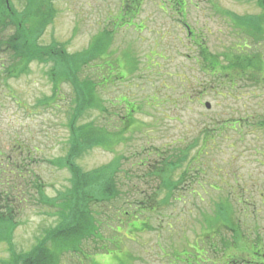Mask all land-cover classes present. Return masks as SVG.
I'll return each instance as SVG.
<instances>
[{"label": "rangeland", "instance_id": "rangeland-1", "mask_svg": "<svg viewBox=\"0 0 264 264\" xmlns=\"http://www.w3.org/2000/svg\"><path fill=\"white\" fill-rule=\"evenodd\" d=\"M23 2L9 0L16 13ZM128 2L53 0L54 17L39 37L40 46L55 47V42L67 54L81 53L102 38L98 59L79 74L96 84L101 107L84 112L77 125L109 134L128 126L112 148H92L75 161L87 172L118 159L120 195L93 208L102 240L83 242V252H65L58 263L170 264L177 254L182 256L175 264H184L187 253L197 254L198 264H217L225 251L221 239L232 240L225 230L216 234L218 225L236 228L244 244L257 241L264 250V33L241 24L262 14L261 8L256 0H187L180 15L167 0H140L133 14ZM184 23L201 33L210 56H218L222 65L239 62L237 57L260 58L254 79L206 73ZM6 61L1 55L0 152L5 159L15 158L21 148L32 155L28 177L9 185L13 245L0 243V264L12 252L29 251L58 225L43 198L70 188L69 172L54 163L67 155L75 103L70 82L51 96V63L33 62L6 79ZM124 99L136 107L125 124ZM179 151H186V158L170 171L169 181L177 185L190 169L186 180L168 191L153 177L154 167ZM140 204L156 210L136 211L131 226L125 214Z\"/></svg>", "mask_w": 264, "mask_h": 264}, {"label": "trees", "instance_id": "trees-1", "mask_svg": "<svg viewBox=\"0 0 264 264\" xmlns=\"http://www.w3.org/2000/svg\"><path fill=\"white\" fill-rule=\"evenodd\" d=\"M23 1L21 11L16 13L9 0H0V57L4 55L7 58L6 63L3 65L5 78L8 79L24 73L33 62L41 64L51 63L52 69L49 76L53 85L51 96H57L59 85L63 82H70L73 87L75 103L70 115L69 149L63 159H57V163H54L69 172L70 188L66 191H59L54 198L45 196L43 198L38 186L36 190L37 192L40 191V197L42 196L45 205L55 210L58 225L47 231L43 238L27 252L14 253L10 249L12 253L9 258L1 261V264H59V257L63 253L78 254L83 252V249H81L83 242L102 240L98 229L99 222L97 217L99 214L94 213L93 208L111 203L119 199L120 195L116 181V177L119 174L118 159H114L113 162L107 165L87 172H82L75 161L92 148H112L118 141H121L122 135L128 130V126L124 125L122 130L109 134L103 129L94 128L87 124L77 125L84 112L101 107L99 100L95 96L96 84L88 76L79 78V74L84 68L90 66L98 59L97 51L100 48L102 49V38L92 41V44L85 51L75 54H67L62 45L55 42V47L59 45L56 47L57 49L52 47L53 45L40 46L38 44L39 37H41L54 17L53 0ZM128 1V10L134 14L140 6V0ZM167 2L182 6L186 0H167ZM256 2L261 8L262 14L249 16L241 24L252 28L251 30L255 32L262 30L264 33L262 29V25H264V0H256ZM218 58V56L211 57L209 53L205 56L206 68L215 77H221L226 72H236L242 77L254 79V71L257 68L260 69V58L256 60V57H244L242 59L237 57L239 62L235 64L230 62L227 65H222ZM102 82V85H106L105 80H102ZM45 102L47 103L48 99H45ZM122 103L125 104L126 113L122 117L121 122L123 124L130 123L136 107L133 103H129L127 99L123 100ZM129 107L131 109L135 108V111H130ZM15 151V158L12 160L14 166L12 165V167L15 168L17 178L25 179L28 177L27 172L29 170L26 164L30 160L32 153L22 148ZM198 154L200 156V152ZM185 158L186 151H179L173 156H166L163 158V163L160 167H154L153 177L161 178L163 183H165V188L168 191L172 189L174 191L178 185L186 180V171L190 169V166L186 167L177 185L169 181L170 171L177 168L179 163L183 162ZM172 160L173 162H171ZM145 162V160L140 161V166H143ZM1 163L0 161V243H5L12 248L11 231L14 228V224L10 220V216L13 214L10 210L12 201L9 185L1 183L2 173L7 170L6 165L2 166ZM197 179L198 177L194 176L193 180ZM3 186L5 187L2 189ZM16 204L15 206H17ZM147 210L154 212L156 209L152 208L151 205L141 206L140 204V207L134 213H126L125 217H127L128 223L132 226L138 215L136 211H141V214L142 211ZM13 211L16 212L17 210ZM220 230H225L232 235L230 242H227L224 238L221 239V244L223 245L220 247L225 249L223 253L225 255L221 254L223 264L233 259L237 264H264V250L261 246H258L257 241H254L255 243L252 245L249 244L251 243L250 241L244 244L247 242L243 240L245 236H241L234 227L218 225L216 234ZM133 232H139V230L134 228ZM94 249L97 250L98 247L94 246ZM212 249L216 252L215 248ZM183 254L189 260L188 264H196L198 260L201 261L197 254L193 257H190L187 253ZM181 256L179 255V257ZM231 262L228 264H231Z\"/></svg>", "mask_w": 264, "mask_h": 264}, {"label": "flooded vegetation", "instance_id": "flooded-vegetation-1", "mask_svg": "<svg viewBox=\"0 0 264 264\" xmlns=\"http://www.w3.org/2000/svg\"><path fill=\"white\" fill-rule=\"evenodd\" d=\"M167 3H170V2H167ZM170 6H171V8L172 9H174L175 10V8H177V10H178V13L180 14V15H183L184 13H185V7H186V2L185 3H183V5L182 6H177L176 4H172V3H170ZM184 26H185V29L186 30H188V32H186L187 34L186 35H188L187 37H188V39H189V41H190V44H192V46H194V47H196V49H197V51H198V56L200 57V61L202 60L201 59V57L202 58H205V56H206V54H207V47H206V45H205V41H204V38H203V36L201 35V33H196V32H193L192 31V29L186 24V23H184ZM141 28V27H140ZM200 66L202 67V64H201V62H200ZM129 109H130V111H135V108H133V109H131V107H129ZM0 161H7V164H6V168H7V170L6 171H4L3 173H2V178H1V183L2 184H8V185H11V184H13L14 182H15V180H16V171H15V168H13L12 167V165H13V163H12V160L14 159L13 158V156L10 154L9 155V157L8 158H4L3 157V155L1 154V152H0ZM5 159V160H4ZM8 165V166H7ZM14 166V165H13ZM29 174V173H28ZM259 247H260V245H258ZM172 259H173V261L170 263V264H175V263H177V262H179L180 261V257H179V255H177V254H173L172 255ZM200 259V258H199ZM196 260H198V258H196ZM199 261V260H198ZM232 261V262H231ZM231 261H229V262H231V264H237V263H235L234 262V259L233 260H231ZM182 262V261H181ZM187 263L186 264H188L189 263V260L187 259V261H186ZM190 262H191V260H190ZM216 262H217V260H216ZM227 262V261H226ZM229 262H227L226 264H228ZM223 264V258H220L219 260H218V263L217 264ZM196 264H198V263H196Z\"/></svg>", "mask_w": 264, "mask_h": 264}, {"label": "water", "instance_id": "water-1", "mask_svg": "<svg viewBox=\"0 0 264 264\" xmlns=\"http://www.w3.org/2000/svg\"><path fill=\"white\" fill-rule=\"evenodd\" d=\"M205 106H206L207 109H209V105L208 104H206Z\"/></svg>", "mask_w": 264, "mask_h": 264}]
</instances>
